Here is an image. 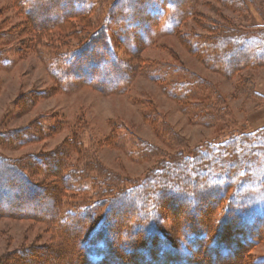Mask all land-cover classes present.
Listing matches in <instances>:
<instances>
[{
	"label": "rangeland",
	"instance_id": "374dc122",
	"mask_svg": "<svg viewBox=\"0 0 264 264\" xmlns=\"http://www.w3.org/2000/svg\"><path fill=\"white\" fill-rule=\"evenodd\" d=\"M21 1L0 0L1 154L23 159L55 151L53 159L58 156L64 169L89 168L95 163L100 171L116 174L119 184H129L143 180L151 168L177 153L199 154L210 145L264 128V64L245 65L225 75L209 68L191 49L215 31L264 28V0H237L234 5L227 0H188L190 11L180 22L162 10L158 27L140 29L141 41L130 50L111 31V50L130 77L126 85L109 90L82 80H65L53 57L85 41L113 0H101L96 10L77 17L71 26L46 33L27 31ZM61 7L58 4V11ZM231 55L225 61L237 60ZM69 73L76 75L75 70ZM104 77L106 85L115 79L110 70L99 69L95 80ZM197 77L199 82L187 96H172L174 84L179 83L178 92L186 90L183 82L192 84ZM20 129L16 141L11 138L7 143L3 135ZM240 155L244 161L220 162L206 166V171L229 179V192L242 215L264 220V148ZM39 167L29 169V174L48 187L54 181L43 163ZM81 182L89 184L88 179ZM81 186L85 188L80 191L61 188L59 204L69 207L86 202L91 189ZM213 211L219 216V208ZM163 214L160 228L172 232L176 221L167 209ZM59 240L57 230L45 222L0 213V261L18 248L32 247L38 252L27 251L25 264H33L30 258L41 250L50 255L62 250ZM248 255L247 260L225 264H264V235L248 249Z\"/></svg>",
	"mask_w": 264,
	"mask_h": 264
},
{
	"label": "trees",
	"instance_id": "16d2710c",
	"mask_svg": "<svg viewBox=\"0 0 264 264\" xmlns=\"http://www.w3.org/2000/svg\"><path fill=\"white\" fill-rule=\"evenodd\" d=\"M227 1L233 4L237 0ZM99 2L101 0H22L20 7L29 24L27 31L46 33L61 25H72L77 17L96 10ZM187 2L113 0L105 6L99 28L91 31L79 46L56 52L54 64L65 80H82L107 90L126 85L129 70L121 67L116 53L111 50V31L119 34V42L125 48L133 49L135 43L141 41L140 29H156L162 10L180 22L190 11ZM58 4H62L60 11ZM191 49L203 57L209 68L231 75L245 65L264 64V28L215 31L201 38ZM235 52L238 54L231 55ZM228 55L237 60L225 61ZM99 69L110 70L115 76L113 82L106 85L105 77L95 80ZM71 70H75L76 75H71ZM82 75L87 78L75 77ZM198 82L199 77L193 79L192 84L183 82L187 88L179 92V83H176L171 94L185 97ZM21 131L14 130L3 137L7 143L11 138L16 141ZM18 139L23 141V136ZM255 148H264V128L232 137L221 145H210L199 154L177 153L151 168L143 180L129 184L123 181L119 184L116 174L100 171L95 163L89 168L64 169L65 163L60 162L58 156L53 159L57 155L55 151L23 159L0 153V213L39 220L57 230L62 250L54 251V255L41 250L30 258L33 264L49 263L45 261L59 264L237 263L247 260L248 249L264 235V220L242 215L229 192V179H221L205 167L228 160L235 165L239 159L245 160L241 152ZM40 162L54 181L48 187L39 185L29 174V169L40 168ZM86 179L89 184L81 182ZM81 185L91 189L86 202L69 207L59 204L61 188L80 191L85 188ZM3 194L8 198H3ZM213 208H219V216L213 215ZM166 209L176 221L170 235L160 228ZM27 251L38 252V249L18 248L6 254L0 264H25ZM255 260L253 258L252 262Z\"/></svg>",
	"mask_w": 264,
	"mask_h": 264
}]
</instances>
